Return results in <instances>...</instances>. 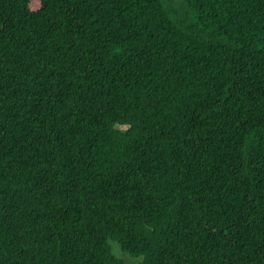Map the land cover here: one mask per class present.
<instances>
[{
  "label": "trees",
  "instance_id": "obj_1",
  "mask_svg": "<svg viewBox=\"0 0 264 264\" xmlns=\"http://www.w3.org/2000/svg\"><path fill=\"white\" fill-rule=\"evenodd\" d=\"M264 264V0H0V264Z\"/></svg>",
  "mask_w": 264,
  "mask_h": 264
},
{
  "label": "rangeland",
  "instance_id": "obj_2",
  "mask_svg": "<svg viewBox=\"0 0 264 264\" xmlns=\"http://www.w3.org/2000/svg\"><path fill=\"white\" fill-rule=\"evenodd\" d=\"M163 1H169V0H163ZM174 1H176L178 3L181 2V0H174ZM110 246L112 248L114 255L117 256L118 258H121L122 260H124L127 264H142V262L144 261L143 258H132L128 254H125L121 250V248L118 246V244H116L114 242H110Z\"/></svg>",
  "mask_w": 264,
  "mask_h": 264
}]
</instances>
